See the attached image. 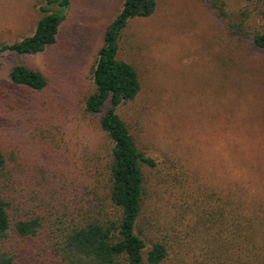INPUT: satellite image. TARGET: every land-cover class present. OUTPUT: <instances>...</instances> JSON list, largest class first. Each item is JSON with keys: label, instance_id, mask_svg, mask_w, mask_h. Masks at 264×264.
<instances>
[{"label": "rangeland", "instance_id": "rangeland-1", "mask_svg": "<svg viewBox=\"0 0 264 264\" xmlns=\"http://www.w3.org/2000/svg\"><path fill=\"white\" fill-rule=\"evenodd\" d=\"M211 1L157 0L155 12L131 20L120 41L118 56L137 67L142 89L118 109L159 162L157 171L145 172L152 195L160 193L163 205L160 214L149 207L146 214L162 232L173 219L170 187L159 184V171L171 160L192 170L201 188L231 186L258 211L260 221L264 217V47L232 35ZM44 3L0 0V44L33 33ZM123 3L71 0L60 7L65 20L55 44L0 62V145L15 185L37 192L39 200L46 199L51 176L104 191L96 170L111 142L98 117L85 112V101L93 91L91 71L104 32ZM222 3L237 21L250 11V28L261 29L263 2ZM17 63L42 72L48 86L36 91L14 84L9 70ZM181 183L194 188L189 175Z\"/></svg>", "mask_w": 264, "mask_h": 264}, {"label": "trees", "instance_id": "trees-1", "mask_svg": "<svg viewBox=\"0 0 264 264\" xmlns=\"http://www.w3.org/2000/svg\"><path fill=\"white\" fill-rule=\"evenodd\" d=\"M219 1L210 5L229 32L264 47V22L254 31L250 11L237 21ZM70 2L45 0L33 33L0 44V62L55 44L65 20L60 7ZM156 8L157 0H124L106 27L91 71L93 91L86 97L85 112L98 117L111 142L103 167L96 170L104 191L73 178L62 182L51 176L52 190L39 200L37 192L15 185L0 145V264H264V217L260 221L258 211L245 205L231 186L218 191L199 187L194 172L181 161L171 160L159 171V184L170 187L173 222L164 223L162 232L147 217L148 207L150 213L160 214L164 198L158 192L152 195L145 172L157 171L159 162L118 109L134 101L142 89L137 67L118 54L129 22L151 16ZM9 78L31 90L48 86L42 72L20 63L10 68ZM183 174L193 180L194 188L181 183L187 177Z\"/></svg>", "mask_w": 264, "mask_h": 264}]
</instances>
